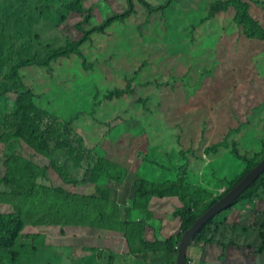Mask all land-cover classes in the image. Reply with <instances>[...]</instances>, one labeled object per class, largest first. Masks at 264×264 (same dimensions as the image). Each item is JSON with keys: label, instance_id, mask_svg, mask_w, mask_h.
<instances>
[{"label": "rangeland", "instance_id": "obj_1", "mask_svg": "<svg viewBox=\"0 0 264 264\" xmlns=\"http://www.w3.org/2000/svg\"><path fill=\"white\" fill-rule=\"evenodd\" d=\"M72 1L6 0L8 8L23 11L18 19L30 23L24 46L18 43L16 52L7 48L0 60V90L7 93L0 103V214L16 211L19 200L25 220L15 246L22 259L10 256L15 260L8 264H61L54 260L60 255L65 264H176L185 232L180 210H188V203H217L264 157V40L248 38L232 6L204 18L220 0H174L151 13L133 0L135 13L124 19L114 17L128 8V0H81L83 12L69 10ZM149 1L154 7L167 2ZM248 1L253 18L264 26V0ZM111 17L106 31L92 33L82 47L87 66L75 53L31 63ZM136 70L137 80L151 79V84L109 98ZM91 108L94 113L70 121L76 111ZM22 117L49 140L69 138L71 150L109 176L98 178L105 184L99 193L119 201L122 215L112 216L105 228L59 223L52 213L58 186L75 199L96 189L82 182L84 171L75 161L52 166L28 128H14ZM234 147L241 157L233 154ZM62 150L69 151L58 146L55 152ZM6 152L11 156L7 170ZM145 155L151 162L143 160ZM184 164L185 173H179ZM64 168L70 179L59 173ZM181 177L187 201L175 186ZM135 180L150 196L145 209L126 215L131 201L125 197ZM169 181L174 188L168 189ZM39 190L49 199L39 201ZM244 192L204 225V249L214 263L203 254L211 264H248L253 258L250 264H264V186L257 183ZM114 228L118 231L110 232ZM160 244H176V258L166 260ZM201 245L188 251L189 264H208L197 256Z\"/></svg>", "mask_w": 264, "mask_h": 264}, {"label": "trees", "instance_id": "obj_2", "mask_svg": "<svg viewBox=\"0 0 264 264\" xmlns=\"http://www.w3.org/2000/svg\"><path fill=\"white\" fill-rule=\"evenodd\" d=\"M1 1V9H5L3 11H0V60L4 57L6 58L7 55L5 54V51L7 48L13 52L17 51L18 43H23L26 40L24 38V35L27 33L26 29L29 28L30 23H27L24 19H18L17 15L22 14L23 11H17L13 8H8L6 6V0H0ZM142 6H144L150 13L155 11L157 7H162L163 9L167 6H170L174 0H167L165 4H161L158 6H153L151 1L149 0H138ZM128 8L117 14L114 18H125L128 16H131L135 13V8H133V0H128ZM250 1L248 0H220L216 3H213L210 7V10L208 12V15L204 18H213L217 13L225 11L224 9H228L229 6H232L235 10V21L237 22V25L240 26L242 31L246 34H248L249 39H258V41L264 40V26L263 24L259 23L258 19H254L253 14L251 13V6ZM69 10L83 12L84 9H86L81 0H73L68 5ZM24 14V13H23ZM113 17L110 18V20L103 22L98 27H93L92 30H87L88 35L86 36L84 34L83 37L78 39L77 41H71L69 44H67L64 47L54 49L52 54H50L47 58L41 60L38 57H35L31 60V63L37 62L38 64H44L49 63L51 59L55 58L61 59V58H67L72 56L74 53L77 54L81 60L82 63L87 66V57L83 53V45L86 41L90 39V35L94 32L103 33L106 31L107 26L113 21ZM20 52V51H18ZM22 64H27V62H23ZM139 70H136L133 77L129 76L127 77V86L125 88H115L112 89V91L109 93V98H112L113 96H122L123 94L134 92L133 88H138L141 86H147L148 84H151V79L149 80H143V77L137 80L139 77ZM6 92H3L0 90V103L4 101V96L6 95ZM96 105V100L94 98L93 101V108L96 109L94 106ZM93 108L89 110H78L76 111L70 118L71 122H74L77 120L82 113L88 112L90 114L94 113ZM4 113L0 111V121L3 119ZM22 127L28 128V135L37 140V147L46 155H50V163L52 166H61L70 162L75 161V168L80 170L83 168L84 176L82 179L83 183L91 182L94 184V188L96 189L92 195L90 196H82L79 195L74 198V196L70 197L68 194L61 188L57 187L58 191V203L57 205H54V211L52 213L55 214V216L58 219L59 223H62L64 226H74V227H80V226H89V228H95V227H101L105 228L109 223H111L110 219L112 216H121L122 215V206L119 205V201L116 199H110L105 195H101L99 193L100 189L102 188L104 183L100 182L98 180L99 177H103V181H107L108 177L103 171H100L95 165H89L85 163L79 155L71 150L73 147L72 141L67 138L69 136L70 126L66 125L64 129V136L67 139L64 140H49L46 138L43 134L36 132V130L32 127L31 122L28 121L25 117H22L19 119L17 123H15V129H20ZM58 146H65L68 148L69 151L62 150L55 152V149ZM232 152L235 156L241 157L239 151L237 148H232ZM78 155V156H77ZM75 156L76 159H73ZM4 166L6 167V170L8 169V164L10 161V157L7 155V152L4 155ZM79 157V158H78ZM78 158V159H77ZM262 159L259 158L257 163ZM21 159H18L19 161ZM143 160L146 162H151L148 157L145 155ZM256 163V164H257ZM255 164V165H256ZM254 165V166H255ZM179 173H185L186 164L180 165L178 167ZM59 173H64V179H70L71 177L68 175L69 171L67 168L64 169H58ZM5 178V177H4ZM2 179V181L4 180ZM134 182V181H133ZM172 181H169V183L166 184L168 189H172L175 186L179 185L180 187V193L183 197L182 199L184 201H187L186 198V189H185V178L181 177L179 180L175 181V186L172 185ZM257 183L264 186V172L256 179V181L247 188L248 190L252 188ZM142 184L135 180V183L133 185V192H130V189L128 190V195L125 197L128 198L131 203L130 207L127 208L126 215L131 213H136L135 208L138 210V207L140 208H146L144 205V201H146L150 196L149 189L141 186ZM152 190L157 189L151 188ZM167 189V188H165ZM231 189V188H230ZM228 189L227 191H229ZM156 191H154L156 193ZM226 191V192H227ZM30 192V191H29ZM161 193V192H160ZM159 194V192H158ZM245 193H243L237 200L242 199ZM37 197L39 201H44L45 199H49V195L45 190H39L37 192ZM123 200V199H121ZM125 201V200H124ZM206 201L205 204L197 203L194 207L191 206L190 203L187 204V207H189L188 210L183 209L180 210L181 217L183 220L185 231L188 227H190L193 222L201 216L207 209H209L212 205H214L215 201ZM217 202V201H216ZM41 203V202H40ZM43 204V203H42ZM44 205V204H43ZM200 205L202 208H200ZM34 204H32V207ZM21 204L18 200V203L15 205L16 211L13 213H1L0 214V264H8L10 262H13L15 260L14 256L17 254L16 257L22 259L19 251L20 249L15 247L18 243L19 238L22 235V231L25 228V220L24 218L19 214ZM53 208V204L51 205ZM50 211L51 208H48ZM46 216V213L43 212L38 216V222L43 220ZM119 223V222H117ZM111 229V228H110ZM109 229V230H110ZM118 231L117 228H114L113 230H110V232ZM209 239L211 242V237L209 236ZM206 241L205 239V226L202 227V229L196 234L193 242L190 246L193 245H201ZM234 240L232 239L231 245L235 244ZM179 245V243H178ZM177 245L174 244V246H169L168 248L165 247L164 244H160V254L169 261L170 257L176 258ZM19 249V250H18ZM18 250V251H16ZM170 253H172L170 255ZM26 254V252H25ZM9 257V258H5ZM24 259V257H23ZM29 260V259H26ZM55 262H59L61 264H65L62 261L61 255L59 257L54 256ZM30 261V260H29ZM189 257H186L185 264H189ZM30 264V262L28 263ZM151 264H154V262H151ZM175 264V262H174Z\"/></svg>", "mask_w": 264, "mask_h": 264}, {"label": "water", "instance_id": "obj_3", "mask_svg": "<svg viewBox=\"0 0 264 264\" xmlns=\"http://www.w3.org/2000/svg\"><path fill=\"white\" fill-rule=\"evenodd\" d=\"M264 171V158L253 168V170L244 178L241 184L229 191L225 197L207 209L199 216L193 224L186 229L178 246V255L176 264H185L187 251L193 242L196 234L204 227L207 221L214 217L218 212L230 205L245 189Z\"/></svg>", "mask_w": 264, "mask_h": 264}, {"label": "crops", "instance_id": "obj_4", "mask_svg": "<svg viewBox=\"0 0 264 264\" xmlns=\"http://www.w3.org/2000/svg\"><path fill=\"white\" fill-rule=\"evenodd\" d=\"M263 212H264V211H263ZM245 240H246L245 238H242V241H245ZM206 245L208 246L209 243H207ZM208 249H210V248H208ZM190 250H191V249L188 250L189 253L191 252ZM199 250H201V252H200ZM204 250H205V249H204V245H201V248H198V250H197V256H198V258L201 260V262L203 263V260H205L206 263L211 264L210 262H212V260H213V263H214L213 255L211 254V252H206V250H205V252H206L205 256H208V257H209V261H210V262H209L208 260L205 259L204 254H203V251H204ZM219 250H220V248L218 247V248L216 249L215 254H217V253L219 252ZM236 253H237V256L240 255V254H242V253L238 254V251H237V250H236ZM203 257H204V259H203ZM254 259H255V258H253L252 261H253ZM252 261H248V264H250Z\"/></svg>", "mask_w": 264, "mask_h": 264}, {"label": "clouds", "instance_id": "obj_5", "mask_svg": "<svg viewBox=\"0 0 264 264\" xmlns=\"http://www.w3.org/2000/svg\"><path fill=\"white\" fill-rule=\"evenodd\" d=\"M263 158H264V157H263ZM263 158H262V159H263ZM262 159H261V160H262ZM261 160H260V161H261ZM260 161H259V162H260ZM259 162H258V163H259ZM258 163H257V164H258ZM257 164H256V165H257ZM256 165H255V166H256ZM255 166H254V167H255ZM254 167H253V168H254ZM253 168L247 173V175L253 170ZM263 172H264V171H263ZM263 172H262V173H263ZM262 173H261V174H262ZM261 174H260V175H261ZM247 175H246V176H247ZM260 175H259V176H260ZM246 176H245V177H246ZM259 176H258V177H259ZM245 177H244V178H245ZM258 177H257V178H258ZM257 178H256V179H257ZM256 179L252 181V184L256 181ZM243 180H244V179H243ZM243 180H242V181H243ZM242 181H241V183H242ZM241 183H240V184H241ZM252 184H251V185H252ZM238 185H239V184L234 185L233 187H231V189H230L229 191H232V190H233L236 186H238ZM251 185H250V186H251ZM247 188H249V187H246V189H247ZM246 189H245V190H246ZM229 191H227V193H228ZM243 193H245V192L243 191V192H242V193H241V194H240V195H239V196H238V197H237V198H236L231 204H233L235 201H237V199H238ZM231 204H230V205H231ZM228 206H229V205H228ZM12 213H13V212H12ZM260 215L263 217L264 212L260 213ZM260 220H261V218H260ZM262 223H263V221L261 220L260 224H262ZM260 226H261V225H260ZM261 228L263 229V226H261ZM190 245H191V244H190ZM202 245H204V244H202ZM205 245H206V244H205ZM191 247H192V246H189L188 250H189ZM177 250H178V248H177ZM260 250H261V251H264V248H261ZM260 250H259V252H260ZM261 253H262V252H261ZM187 256H188V251H187ZM185 261H186V260H185Z\"/></svg>", "mask_w": 264, "mask_h": 264}, {"label": "flooded vegetation", "instance_id": "obj_6", "mask_svg": "<svg viewBox=\"0 0 264 264\" xmlns=\"http://www.w3.org/2000/svg\"><path fill=\"white\" fill-rule=\"evenodd\" d=\"M235 242V241H234ZM241 246V245H240Z\"/></svg>", "mask_w": 264, "mask_h": 264}]
</instances>
